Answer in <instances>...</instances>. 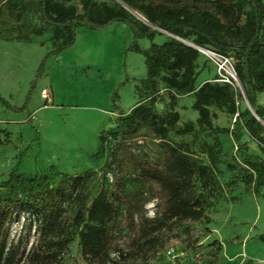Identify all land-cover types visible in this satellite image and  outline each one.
<instances>
[{
  "label": "rangeland",
  "instance_id": "rangeland-1",
  "mask_svg": "<svg viewBox=\"0 0 264 264\" xmlns=\"http://www.w3.org/2000/svg\"><path fill=\"white\" fill-rule=\"evenodd\" d=\"M137 1L173 5L189 0ZM71 3L80 6L81 0ZM197 5L211 11L216 8L214 0H197ZM132 10L143 16L140 10ZM40 26L44 23L39 0H0V179H6L15 168L26 175L52 165L71 174L95 169L98 175L91 201L101 188L111 191L114 177L103 166L116 140L107 139L101 148L99 136L115 126L120 110L127 112L138 102L136 87L147 75L144 54L129 47L134 41L149 47L153 41L163 43L173 35L160 29L153 40L138 37L123 21L101 29L81 26L72 46L52 54L53 27L33 34L32 29ZM233 51L231 47L229 52ZM196 71V90L203 73L204 82L216 81V67L203 55ZM239 81L244 92L235 89L236 103L245 109L250 103ZM46 87L52 91L49 100L42 95ZM257 96L264 107V90ZM195 100V91L175 99L165 91L157 102L160 114L178 111L177 124L193 122L195 130H172L163 141L144 128L120 151L128 172L123 175L127 200L120 203L117 218L108 223L112 233L105 242V259L85 256L80 226L53 264H264V198L245 183L246 174L253 172L255 179L257 174L243 162L234 141L235 115L225 106L211 105L212 127H200ZM30 113L32 121L28 120ZM243 140L250 151L262 153L247 131ZM169 143L180 145L214 169L212 190L204 189L202 180L195 181L197 192L205 193L202 217L176 214L171 195L156 179L142 174L145 168L166 169ZM8 246L18 253L16 264H36L55 250L27 217L10 225Z\"/></svg>",
  "mask_w": 264,
  "mask_h": 264
},
{
  "label": "trees",
  "instance_id": "trees-1",
  "mask_svg": "<svg viewBox=\"0 0 264 264\" xmlns=\"http://www.w3.org/2000/svg\"><path fill=\"white\" fill-rule=\"evenodd\" d=\"M72 1L39 0L44 26L34 27L32 33L40 35L48 26L53 27L52 54L72 46L76 42L77 28L81 26L101 29L115 21H123L131 25L138 37L153 40L160 29L173 36L163 43L153 41L147 48L136 41L129 47L144 54L147 75L136 87L138 102L128 112L120 110L115 126L102 131L99 136L101 148L107 139L116 140L110 158L103 166L105 173L113 172L114 175L111 191L101 188L90 201L93 181L98 175L95 169L71 174L52 165L47 170L26 175L15 168L6 179H0V264L17 262L18 253L8 246V234L10 225L21 217L35 223L39 235L55 247L36 264L59 261L62 250L72 241L80 226L83 227L80 236L85 256L90 260L105 259V242L112 233L108 223L117 218L120 203L127 200L123 175L128 172L124 169L120 151L144 128L163 141L168 139L172 130L179 133L195 130L193 122H186L183 126L177 124L178 111L165 115L157 111L158 98L165 91L173 99L179 94L195 91L193 107L199 112L197 123L200 127H212L211 105L225 106L235 115L234 141L243 162L257 174L256 179L253 172L246 174L245 183L257 196L264 198L261 189L264 187V125L250 107L241 109L237 105L235 89L229 84L205 81L196 90L197 60L203 54L194 47H210L234 57L250 106L263 120L264 107L259 105L257 94L264 90V0H214L215 11L199 8L197 0L173 5L122 0L130 8L140 10L148 23L118 0H113L112 4L81 0L80 6ZM220 14L227 21L224 22ZM231 47L233 53L229 52ZM28 120H33L32 113ZM244 131L257 142L262 153L250 151L243 140ZM168 146L170 157L166 169L145 168L142 174L156 179L171 195L172 210L176 214L202 217L205 214V193L197 192L195 181L202 180L201 186L212 190L216 179L214 169L200 163L180 145L169 143Z\"/></svg>",
  "mask_w": 264,
  "mask_h": 264
},
{
  "label": "built area",
  "instance_id": "built-area-1",
  "mask_svg": "<svg viewBox=\"0 0 264 264\" xmlns=\"http://www.w3.org/2000/svg\"><path fill=\"white\" fill-rule=\"evenodd\" d=\"M211 63L216 67V81L229 84L232 88H240L243 92V87L239 81L235 59L230 54L219 52L210 47L194 45ZM51 89L46 87L42 90V95L46 100L51 98Z\"/></svg>",
  "mask_w": 264,
  "mask_h": 264
},
{
  "label": "water",
  "instance_id": "water-1",
  "mask_svg": "<svg viewBox=\"0 0 264 264\" xmlns=\"http://www.w3.org/2000/svg\"><path fill=\"white\" fill-rule=\"evenodd\" d=\"M120 3H122L123 6H125L126 8L130 9L131 12H133L138 18H140L143 21H146L148 23V21L146 20V18L144 16H142L141 14L135 12L132 10V8H130L126 3H124L122 0H118ZM155 28H158L157 26H155ZM163 30V29H162ZM187 44L193 45L191 42L189 41H185ZM250 108L252 109L254 115L261 120V122L264 124V121L256 114L255 110L250 106Z\"/></svg>",
  "mask_w": 264,
  "mask_h": 264
},
{
  "label": "crops",
  "instance_id": "crops-1",
  "mask_svg": "<svg viewBox=\"0 0 264 264\" xmlns=\"http://www.w3.org/2000/svg\"><path fill=\"white\" fill-rule=\"evenodd\" d=\"M141 47H143V46H141ZM143 48H147V47H143ZM205 76H206V73H203V74L201 75V77H200L201 80H202L203 82H204V79L206 78ZM145 77H146V76H145ZM145 77H144V78H145ZM142 79H143V78H142ZM203 82H202V83H203ZM133 106H134V104H133L132 106L128 107L129 109L126 110V111L128 112L130 109L133 108ZM255 153H256V152H255Z\"/></svg>",
  "mask_w": 264,
  "mask_h": 264
}]
</instances>
